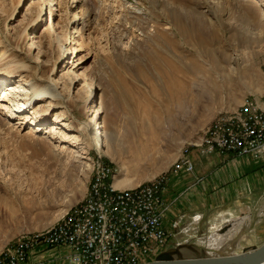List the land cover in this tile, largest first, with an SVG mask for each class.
Masks as SVG:
<instances>
[{
    "label": "rangeland",
    "instance_id": "obj_1",
    "mask_svg": "<svg viewBox=\"0 0 264 264\" xmlns=\"http://www.w3.org/2000/svg\"><path fill=\"white\" fill-rule=\"evenodd\" d=\"M0 43L15 64L32 66L25 76L0 74V260L5 248L44 233L84 199L92 160L116 172L109 184L137 188L167 175L168 214L172 176L204 180L194 151L238 157L190 147L194 171L185 173L174 170L183 150L217 115L264 94V0H0ZM0 61L2 72L8 64ZM31 76L52 78L66 102L46 99L13 116L18 99L4 101L3 91ZM81 122L91 130H71ZM103 122L118 133L114 159L91 133ZM244 160L264 173V157ZM257 205L246 211L257 214ZM226 206L210 212L221 215ZM232 220L180 236L165 219L169 238L154 258L179 239L209 254L233 253L241 228L222 229ZM41 245L26 251L22 264H69L66 248Z\"/></svg>",
    "mask_w": 264,
    "mask_h": 264
},
{
    "label": "built area",
    "instance_id": "obj_2",
    "mask_svg": "<svg viewBox=\"0 0 264 264\" xmlns=\"http://www.w3.org/2000/svg\"><path fill=\"white\" fill-rule=\"evenodd\" d=\"M194 146L203 152L233 151L244 159L264 157V95L250 94L231 112L217 115L203 136L184 149L175 171H194L188 156ZM91 171L93 183L84 199L44 233L5 248L0 264H22L26 251L41 244L66 248L69 264H141L154 258L169 238L164 225L167 175L143 187L120 188L107 182L116 175L109 167L92 160ZM178 225L173 223L174 228Z\"/></svg>",
    "mask_w": 264,
    "mask_h": 264
},
{
    "label": "crops",
    "instance_id": "obj_3",
    "mask_svg": "<svg viewBox=\"0 0 264 264\" xmlns=\"http://www.w3.org/2000/svg\"><path fill=\"white\" fill-rule=\"evenodd\" d=\"M192 158L196 163L197 176L204 177V180L184 181L189 176L178 173L171 177L168 192L165 193V200L170 205L166 220L170 223L179 221V228H175L174 232L178 229L180 236L187 233L198 236L221 227L229 217L234 221L231 223L232 232L237 228H243L232 237L237 240L234 244L238 247L232 252H238L245 246L262 243L264 173L261 165L223 153L200 156L194 151ZM253 201L258 203L257 214L255 212L251 214L250 210L246 211V207ZM219 202L227 203L226 211L221 215L211 213ZM246 215L250 217V222L244 226V221L248 219L244 218ZM242 218L244 219L241 220ZM177 241L181 242L180 239Z\"/></svg>",
    "mask_w": 264,
    "mask_h": 264
},
{
    "label": "bare ground",
    "instance_id": "obj_4",
    "mask_svg": "<svg viewBox=\"0 0 264 264\" xmlns=\"http://www.w3.org/2000/svg\"><path fill=\"white\" fill-rule=\"evenodd\" d=\"M7 52L8 51H6V49H4L3 45L0 43V55L1 57L3 56L5 57L4 64H8L7 68H5L4 71L0 72V74L3 72L6 74V72L14 70V69H15L14 71L15 76L16 75L25 76L24 73L32 72V66L30 64L23 63V62L22 64L21 63L15 64L14 58L7 55L6 54ZM2 63L3 62L0 61L1 70H2V65H3ZM3 80L4 78L0 75V82H2ZM22 80H24L23 81L24 83L19 84V85H9L3 91L5 92L3 96L4 101H6L7 98H9V96H14L18 99V101L13 102V107H12V110H13L12 113L14 114L13 116L22 117V115H24L30 109L32 105H36L37 103L38 104L44 103L46 99L55 101V104L53 106L62 105L66 102V98L62 95V93L58 91V86L52 78H44L42 76H35V77L31 76L29 77V79L22 78ZM260 96H256V97H260ZM67 125L68 124H66V126ZM91 126L92 125L88 123L81 122V123H77L76 126L71 125V130L76 131V132H79L85 129L87 130L88 128H90L89 130H91ZM91 133L94 134L98 148H100L101 150L103 149L110 156V158L114 159L116 152H115L113 145L116 141H118V133H116L114 130L105 128L104 122L98 125L97 127H94ZM194 148H197V146H194ZM116 186L122 187V188L127 187V185L119 184V183H117ZM174 254L177 257L200 256L203 254V250L197 247L182 245L179 247V251L175 252Z\"/></svg>",
    "mask_w": 264,
    "mask_h": 264
},
{
    "label": "water",
    "instance_id": "obj_5",
    "mask_svg": "<svg viewBox=\"0 0 264 264\" xmlns=\"http://www.w3.org/2000/svg\"><path fill=\"white\" fill-rule=\"evenodd\" d=\"M228 223L222 228L223 231L230 228ZM184 245V244H183ZM177 247L161 251L153 260L142 264H262L264 263V241L258 245L243 247L239 252L227 254H209L203 250L200 256L177 257L174 253L179 251ZM196 247V245H190ZM205 251V252H204Z\"/></svg>",
    "mask_w": 264,
    "mask_h": 264
}]
</instances>
